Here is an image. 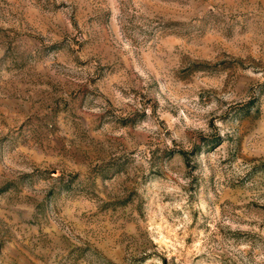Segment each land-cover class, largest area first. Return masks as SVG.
I'll list each match as a JSON object with an SVG mask.
<instances>
[{"label":"rangeland","instance_id":"obj_1","mask_svg":"<svg viewBox=\"0 0 264 264\" xmlns=\"http://www.w3.org/2000/svg\"><path fill=\"white\" fill-rule=\"evenodd\" d=\"M0 264H264V0H0Z\"/></svg>","mask_w":264,"mask_h":264}]
</instances>
